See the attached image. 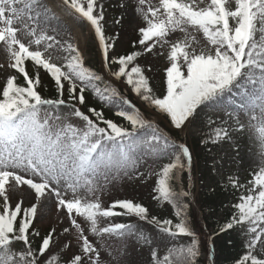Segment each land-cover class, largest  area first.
Segmentation results:
<instances>
[{"label": "snow or ice", "instance_id": "snow-or-ice-1", "mask_svg": "<svg viewBox=\"0 0 264 264\" xmlns=\"http://www.w3.org/2000/svg\"><path fill=\"white\" fill-rule=\"evenodd\" d=\"M109 5L123 10L116 24L130 10L141 21L135 25L134 50L123 55L114 54L115 37L105 34ZM77 20L94 32L100 72L86 65L71 37L61 42L48 34L53 21L63 27ZM195 33H202L205 43ZM54 45L65 54L63 63L47 54ZM0 46L7 52V63H0L6 77L0 83V264H111L103 259L105 252L119 264L114 247L123 254L132 241L147 246V264H197L198 241L186 215L190 193L173 186L182 172H190L192 155L173 132H184L203 108L214 115L206 117L201 143L223 153L217 175L243 159L245 130L259 142L260 166L246 183L227 176L233 189L243 191L231 218L218 228L239 230L243 237L244 252L234 264H264V0H158L155 6L150 0H0ZM148 55L167 60L162 94L150 82L151 66L138 62ZM26 61L35 66L34 74L26 70ZM40 69L54 82V98L40 92ZM86 92L115 118L93 106L82 110ZM159 114L168 122L164 126L154 119ZM74 118L81 123L74 124ZM148 158L168 162L145 175L140 168ZM122 176H155L153 199L169 204L175 219L152 215L128 199L105 205L102 195ZM27 196L36 203L26 206ZM49 200L69 226L41 236L34 219L38 204ZM119 216H134L153 232L111 222ZM101 219L108 223L101 226ZM64 236L69 241L61 246ZM179 237L191 240L176 246ZM58 246L69 250L67 259L53 252Z\"/></svg>", "mask_w": 264, "mask_h": 264}, {"label": "trees", "instance_id": "trees-1", "mask_svg": "<svg viewBox=\"0 0 264 264\" xmlns=\"http://www.w3.org/2000/svg\"><path fill=\"white\" fill-rule=\"evenodd\" d=\"M122 2V0H120ZM117 3V2H116ZM115 4V3H114ZM122 13V9L119 7H111L107 16V22L105 24V34L107 36L115 37L114 40V54H126L133 49V41L137 36V31L134 28L129 29L128 17L124 15V18L121 24H116L115 18L120 16ZM112 20V27H109L108 22ZM127 20V21H126ZM149 56V55H148ZM138 58V62L147 68L144 65V60L146 57ZM87 66L91 67L94 71L100 72L98 68V58L97 53L94 51V62L86 63ZM168 66L167 60H165V64L163 66H159L156 69H159L160 76L158 78L154 77L155 73L150 71L147 73L153 79L150 81L155 92L157 94H162L166 91V86L164 85V69ZM26 70L29 73H35V66L30 61H26ZM40 75L42 79V84L40 86V92L44 97L54 98L55 97V86L54 82L51 78L44 73L43 69H40ZM19 80L22 82V76L19 77ZM1 73H0V83ZM128 91H125L127 93ZM131 98V94H128ZM86 101L87 103L82 107V110L87 112V108L90 106L96 107L97 110H103L104 114L107 117L115 118L113 115V110L108 107H103L101 102L95 98L91 92H86ZM133 99V98H132ZM134 100V99H133ZM135 101V100H134ZM136 102V101H135ZM137 103V102H136ZM138 104V103H137ZM143 105V104H142ZM139 106V105H138ZM144 106V105H143ZM141 107V106H140ZM145 107V106H144ZM143 109V107H141ZM165 121V115L159 114ZM207 115H212L209 112L208 108H203L200 111L199 116L192 121L190 126H192V131L190 133V138L192 141V150L196 159L197 165H192L190 172L185 171L180 174L179 184H174L173 186L176 190L183 188L185 191L189 192L190 195L185 197V203L188 204V208L186 210V215L188 218V222L195 233V238L198 241V247L200 253L203 250V245L199 237V231L197 229V223L195 221L196 215H200L199 221L207 231L209 232L208 237H211V244L214 247V256L212 262H205L199 255L197 264H234V261L239 258L241 254L244 252L243 248V237L240 234L239 230H228L226 232H219L218 226L228 219L231 218V214L235 211L232 205L238 202V198L234 200V203L230 208L227 207L226 202V194L233 193L238 196L242 193L243 190H236L231 187V185L227 182V176L229 175H217L216 169H218V161L220 160V150L215 146H205L201 143V139L205 132H207L206 127V117ZM167 122V121H166ZM161 126H164L165 123L163 121H159ZM168 123V122H167ZM173 136L179 138V142H186V138L179 131L173 132ZM168 162V161H167ZM166 163V162H165ZM163 164V163H162ZM161 164V165H162ZM158 170V169H157ZM232 175V174H231ZM197 176L196 180L198 183V200L195 201V209L192 204V195L196 191L194 177ZM156 180V178H155ZM155 186V182L149 185V194L150 197L148 200L145 199V196L141 198H116L114 200H132L134 202L142 203L146 206L150 214L157 215L160 218H172L175 219L174 210L171 208L169 204L164 202L163 204L159 203L157 200H154L153 197L157 194L152 191ZM114 200H111L110 203ZM119 211V209H117ZM126 218V219H124ZM133 221H138L136 217L129 216H119L112 218L111 222L114 223H133ZM146 223V222H145ZM152 228V226H150ZM35 230H38L43 236L52 228L56 227L54 225L50 226H37L34 224ZM57 233L62 232L61 229H56ZM218 233V234H216ZM205 236V235H204ZM66 237V238H65ZM39 238H37L38 241ZM61 246L63 243L68 242L67 236L61 237ZM191 240V237H179L177 241L173 242L176 246H179L181 243L187 244ZM57 255L61 257V259H67L69 255V250L64 249L62 252L60 251V247L53 249ZM164 252V249L161 250ZM150 259V257H149Z\"/></svg>", "mask_w": 264, "mask_h": 264}, {"label": "rangeland", "instance_id": "rangeland-1", "mask_svg": "<svg viewBox=\"0 0 264 264\" xmlns=\"http://www.w3.org/2000/svg\"><path fill=\"white\" fill-rule=\"evenodd\" d=\"M117 0H112V3H116ZM150 2L155 6L158 4V0H150ZM111 6H108L107 9V16L109 13ZM123 11V10H122ZM128 17V24H129V29L134 28L136 24L141 23L139 20H134L133 19V14L131 10L126 14ZM82 32L84 37H86V47L83 52L85 58H86V63H93L94 62V51L97 53V58H98V67L101 70V57L98 54V49H97V42L95 41L94 38V32L89 31V26L85 22H80L77 20L74 23ZM109 27H112V20L110 19L108 22ZM52 27H57L58 32L53 33L51 31ZM49 35H54L57 40H60L61 42L65 40H69L71 37V42H73V31L69 27V25L65 24L63 27L58 25L55 21L52 22V24L49 26L48 30ZM177 36L182 35L181 33H177ZM197 36V39L201 41V43H205L203 34L202 33H195ZM159 51V49H158ZM164 51H167V47H165ZM51 56V59L54 62L57 63H63V56L65 55L62 51L58 50V46L54 45L53 49L49 50V53H47ZM166 58L164 56H157V55H149L148 57L145 58L144 60V65L146 67L151 66L153 73H155L154 77L158 78L160 76V71L159 69H156L159 66H163L165 64ZM0 63H7V52L4 49L3 46H0ZM1 73V80L4 81L5 73L3 70H0ZM150 74L152 75V72L150 71ZM117 86L120 88L121 91L125 92L127 89V86H121L119 82H116ZM126 94H131V93H126ZM133 95V94H131ZM132 98L138 103L139 106L142 107V103L136 100L135 97L132 96ZM209 112L214 115L211 110L209 109ZM45 115L44 112L41 113V116L43 117ZM160 116L154 117V119L159 120ZM245 122L247 123V117H242ZM74 124L79 125L81 122L74 118L72 121ZM192 131V126L190 124L188 125V128L184 132H180L182 137L184 136L186 138L185 143L191 152L192 155V160H193V153L191 150V145L192 141L190 138V133ZM242 151H241V156L243 159L237 158L236 162L230 165L225 166L222 171L224 172V175L226 174H232L236 175L238 178H241L242 183H246V178H249V172L252 170H258V167L260 166V160H259V153H260V145L259 142L255 139V136L250 133L249 131L245 130L243 136L241 137V145H240ZM223 156V153L220 151V158ZM167 162V160H161L157 163H154L152 158H148L147 162L143 164L140 168V171L145 173V175L148 174L149 171L151 170H157L158 165H161L162 163ZM194 162L192 161V165H197L193 164ZM252 164V167L250 168L249 165ZM218 169L221 168L220 163L218 164ZM155 176L149 177L147 180H142L141 178H132L129 179L128 177L122 176L121 178L113 181L107 188L106 192L102 195L101 200L102 202L107 205L110 203L111 200L118 199V198H141L142 196H145V199L148 200L150 197L149 194V185L155 182ZM197 178V176L194 177V180ZM24 193L27 195L28 189L27 186H22ZM198 191H196L192 196L193 199L196 201L198 200ZM71 193H69V196ZM238 196L234 195L233 193H228L226 194V202H227V207L230 208L231 205L234 203V200H236ZM2 199V198H0ZM193 200V201H194ZM17 201V195L13 194L12 195V202L15 203ZM193 207L195 209V201L193 202ZM26 206H30L31 203H36L34 198L32 196H27V198L24 201ZM38 215L34 219V224L37 226H50L54 225L56 229H61L63 231V228L68 227V221L65 219V214L63 212L57 211L55 207V203L51 200L46 201L44 203L38 204ZM200 215H196L195 221L197 223V229L199 231V237L203 245V250L200 253V257L205 261L209 262V260L212 261L213 259V249L211 246V242L209 240V232L201 224L199 221ZM126 219V218H124ZM101 226L104 224L108 223L107 220L101 219L100 221ZM134 225H138L146 234L153 232V229L150 227L145 222H140V221H133ZM205 235V236H204ZM66 238V237H65ZM69 239V237H67ZM74 243V240H73ZM115 247H118L116 245ZM115 247L113 249V256H119L120 261L119 264H147L149 260V251L147 246L141 245L136 243L135 241H132L128 248L123 251V254H120L115 250ZM16 249L20 248V245L17 244L15 245ZM163 248H161L162 250ZM73 251L75 250L74 248L72 249ZM103 259L105 261H111V264H117L116 260H113L111 256L108 255L107 252L103 254Z\"/></svg>", "mask_w": 264, "mask_h": 264}, {"label": "bare ground", "instance_id": "bare-ground-1", "mask_svg": "<svg viewBox=\"0 0 264 264\" xmlns=\"http://www.w3.org/2000/svg\"><path fill=\"white\" fill-rule=\"evenodd\" d=\"M67 25H69V27L73 31V43H76L77 46L80 47L84 52L85 47H86V41H87L86 37H84L81 30L71 21H69Z\"/></svg>", "mask_w": 264, "mask_h": 264}]
</instances>
